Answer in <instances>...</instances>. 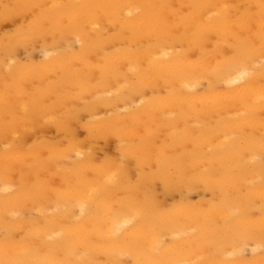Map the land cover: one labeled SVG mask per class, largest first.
<instances>
[{"label":"snow or ice","instance_id":"1","mask_svg":"<svg viewBox=\"0 0 264 264\" xmlns=\"http://www.w3.org/2000/svg\"><path fill=\"white\" fill-rule=\"evenodd\" d=\"M2 7L4 20L17 24L13 32L24 37L16 48L27 50L51 35L62 53H72L77 43L83 49L85 37L95 34L99 40L110 31L99 17L82 11L101 7L97 5ZM103 7L127 9L124 20L130 21L155 6ZM181 8L187 11L180 14L178 24L143 22L139 30L147 43L141 47L125 49L116 57L106 52L101 71L119 84L108 95L125 105L121 111L131 115L130 126L110 125L102 132L87 129V134L68 126L63 130L64 140L47 138L44 125L49 121L41 123L43 114L27 105L18 111L6 78L0 98L4 175L18 170L20 182H6L0 188L4 213L0 264H264V209L260 242L251 248L250 257V215L220 182L223 170L233 177L235 189L238 174L249 165L258 166L259 194L264 200V0L256 5L189 4ZM210 8L217 11L205 16L204 10ZM16 9L26 10L24 23L17 21ZM107 23L115 27L117 19L110 16ZM180 27L184 36L191 33L200 42L202 54L195 61L165 50L178 39ZM154 50L161 55H154ZM82 58L77 53L62 56L57 73L78 74ZM160 80L165 88L158 91ZM201 80L207 81L208 88L197 99ZM220 84L225 87L221 89ZM170 105L176 110L157 119ZM193 119L195 125L190 124ZM152 126L172 129L171 143L167 137L161 143ZM20 127L23 136L17 130ZM140 127L148 134L138 135ZM126 131L137 138L127 139L122 134ZM152 147L160 149L155 164L149 153ZM145 162L155 169L154 176L160 175L161 166L175 162L187 182L215 184L221 195L217 199L214 194L210 209L197 211L165 177L160 176L162 193L155 181L142 180ZM53 164L56 173H51ZM55 175L58 184L52 178ZM161 195L171 197L173 203L161 200ZM258 249L259 261L255 258Z\"/></svg>","mask_w":264,"mask_h":264},{"label":"bare ground","instance_id":"2","mask_svg":"<svg viewBox=\"0 0 264 264\" xmlns=\"http://www.w3.org/2000/svg\"><path fill=\"white\" fill-rule=\"evenodd\" d=\"M260 0H0V98L5 92V83L7 78L8 90L16 101L17 110L22 112L23 107L27 105L29 109H38L43 114L41 123L45 120L49 121L44 125V131L47 138H56L57 140H64V128L71 126L78 131L85 132L91 129L94 132H102L108 129L110 125H132L133 120L130 114L121 111L125 105L117 102L115 97H110L108 93L113 92L119 84L110 77L105 76L101 71V66L106 62V52L111 53L113 57L121 56L123 50L128 48H139L147 41L140 34V25L150 20L155 25L168 24L175 25L179 23L180 14L186 12L187 9H182V5L189 4H232V5H256ZM26 5V4H87L97 5L91 9L82 10L86 14H93L99 17L102 24L110 29L106 36L97 40L95 34L91 38L85 37L84 47L80 44H75L72 53H62L61 49L53 44V38L49 35L46 39L37 40L34 46H29L27 50L24 47L16 48L18 44L24 42V37L13 32L17 27L11 19L4 20L3 5ZM112 4H143L154 5L155 7L146 9L144 15L139 18H133L130 21L124 20V13L127 9L115 10L106 5ZM16 19L20 23H24L25 9H16ZM39 11V10H37ZM217 9L210 8L204 10V15L207 16L209 12H215ZM112 16L117 19L115 27L108 25V18ZM30 18V17H29ZM24 31H28L27 28ZM89 31L91 26L89 25ZM184 29L180 27L176 31L178 39L171 45L167 51H171L174 57L187 56L190 61H195L201 56L200 42L193 37L191 33L184 36ZM7 34V35H6ZM57 40L59 34L56 35ZM95 41V44L93 43ZM209 47H212L210 45ZM13 49H16L13 52ZM120 49V52H117ZM74 53L80 54L83 58L78 62V74L68 73L66 70H61L62 56H72ZM154 55H161L159 50H154ZM205 55L212 56L214 53H205ZM147 67V63H144ZM10 69V72H9ZM127 71V66H125ZM192 82V78L187 81ZM120 83H123L121 80ZM196 92V98L203 94L208 88L206 80H201ZM175 87L179 88L180 84ZM219 87L223 89L225 86L220 84ZM165 88L163 80L159 81L158 91ZM187 92V89H184ZM152 95L151 89L148 91V96ZM139 103V100L136 101ZM175 106L170 105L163 113H158L156 118L162 119L175 111ZM147 119V118H145ZM55 121V122H52ZM197 121L193 119L190 124L195 125ZM258 124V120H257ZM59 125V127H58ZM86 126V127H85ZM181 122L180 127L183 128ZM21 136L24 135L23 127L17 129ZM154 134L159 135L160 142L163 143L165 138H169L171 143L170 133L173 131L170 128L157 129L155 126L151 127ZM260 132L259 127L256 129V135ZM127 139L137 138L131 131L122 133ZM138 135H147L144 127L137 129ZM42 139L45 137L42 136ZM82 138V137H81ZM35 139V137H33ZM8 142H12V137H8ZM31 143V141H29ZM5 136L3 131V114L0 110V188L6 182L18 184L20 182V173L15 171L8 177L4 175V152H5ZM26 147V146H25ZM160 149L152 147L149 149L151 155V163H156V158L159 155ZM170 155H177L176 152H170ZM47 156V152L44 153ZM173 162L164 164L160 167V175H153L155 169L144 163V175L142 180L152 182L155 181L159 185V190L163 192V185L160 184V176L165 177L172 182L178 191H183V196L187 202L196 207L208 210L211 208L210 201L213 200L215 194L218 199L221 195L220 188L213 184L206 186L204 183H189L187 179L181 175L176 169ZM136 162L133 161L135 168ZM19 167V166H17ZM219 168V165H217ZM27 171V170H26ZM199 171V169H197ZM56 165H51V173H56ZM34 178V174L33 177ZM58 184L59 176H52ZM220 182L237 198L241 208L250 215L251 223L247 227L249 236L248 255L251 257L252 247L260 242V219L261 212L264 209V200L259 194V174L258 166L249 165L242 173L238 174L236 181V188H232L233 177L228 174H223L221 170ZM255 184V187H253ZM215 188V193L213 192ZM161 200H167L171 205L173 200L171 197L160 196ZM179 200L180 196L177 195ZM3 196L0 195V219L3 218L2 207ZM211 215V213H209ZM167 235V234H166ZM170 239V236H168ZM244 236L240 237L243 241ZM231 251V248H228ZM256 260L261 259L259 249L256 253Z\"/></svg>","mask_w":264,"mask_h":264},{"label":"rangeland","instance_id":"3","mask_svg":"<svg viewBox=\"0 0 264 264\" xmlns=\"http://www.w3.org/2000/svg\"><path fill=\"white\" fill-rule=\"evenodd\" d=\"M79 132H81V131H79Z\"/></svg>","mask_w":264,"mask_h":264}]
</instances>
